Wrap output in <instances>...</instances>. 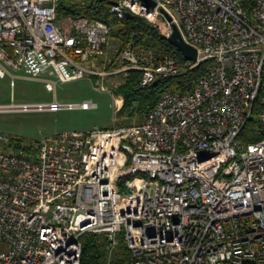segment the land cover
<instances>
[{"label":"built area","instance_id":"obj_1","mask_svg":"<svg viewBox=\"0 0 264 264\" xmlns=\"http://www.w3.org/2000/svg\"><path fill=\"white\" fill-rule=\"evenodd\" d=\"M60 1L0 0V78L23 72L56 92L103 77L97 63L113 27L86 15L62 20ZM151 1L115 0L111 12L146 19L165 39L179 29L198 58L157 62L132 45L118 71L142 72V87L207 62L208 73L191 92H165L142 123L26 148L0 131V264H82L86 234L107 236L110 257L122 236L125 264H264V0ZM257 101L262 137L245 143ZM64 108L97 104L0 105Z\"/></svg>","mask_w":264,"mask_h":264},{"label":"trees","instance_id":"obj_2","mask_svg":"<svg viewBox=\"0 0 264 264\" xmlns=\"http://www.w3.org/2000/svg\"><path fill=\"white\" fill-rule=\"evenodd\" d=\"M115 0H61L58 7V17L64 19L69 16L79 17L86 15L93 20L103 21L113 27L111 40L119 45L120 52L134 45L136 48H145L152 53L155 61L160 62L168 58H175L179 62L186 60L178 48L163 38L149 22L135 16L134 18L119 19L112 14L111 8ZM211 63H204L180 77L160 78L151 85L142 87L143 73L129 71L124 83L117 91V95L124 97V105L118 112V118L125 121L127 117L140 118L142 123L145 117L157 105L162 95L167 91L187 93L194 90L199 80L208 73ZM260 104L254 106V114L245 126L241 139L245 143H254L261 139L262 129L259 119ZM131 125L123 122L121 126ZM18 147H30L24 139L17 138ZM121 242L115 249L112 264H125L130 260V251L127 245ZM82 264H108L109 252L107 249L108 237L104 235L86 234L82 238ZM123 245V246H122Z\"/></svg>","mask_w":264,"mask_h":264},{"label":"rangeland","instance_id":"obj_3","mask_svg":"<svg viewBox=\"0 0 264 264\" xmlns=\"http://www.w3.org/2000/svg\"><path fill=\"white\" fill-rule=\"evenodd\" d=\"M120 54L119 45L112 38L108 57L101 61L100 69H98V72L103 73V77L88 75L82 80L60 83L56 92L50 90L43 81L27 78L23 72L16 74L15 79L10 76L0 78V105H8L13 102L18 105L50 104L55 99L64 105L82 104L85 101L97 104V108L93 109L64 108L58 112L0 111V131L7 133L12 138L24 139L28 144H31L43 137H51L65 132L88 131L95 127L113 128L123 122H128L131 125L137 123L140 118L137 115L134 118L127 117L125 121L120 120L116 112V105L114 106L113 96H121L117 95V91L129 73L128 71H118L121 68L117 61ZM114 58L115 61H113ZM98 83L110 89L111 92L96 91L95 85ZM119 103L123 107V96L120 97ZM122 243L126 245L124 240ZM112 257L109 256L108 264H112Z\"/></svg>","mask_w":264,"mask_h":264},{"label":"water","instance_id":"obj_4","mask_svg":"<svg viewBox=\"0 0 264 264\" xmlns=\"http://www.w3.org/2000/svg\"><path fill=\"white\" fill-rule=\"evenodd\" d=\"M145 2L151 4L154 6V2L151 0H144ZM113 4H116L115 2ZM128 18H134L135 16L131 13L127 14ZM173 46L178 48L180 52L182 53L183 57L186 61H196L198 58V50L194 48L193 46L187 44L179 31V29L176 28L175 33L172 37L167 39Z\"/></svg>","mask_w":264,"mask_h":264},{"label":"crops","instance_id":"obj_5","mask_svg":"<svg viewBox=\"0 0 264 264\" xmlns=\"http://www.w3.org/2000/svg\"><path fill=\"white\" fill-rule=\"evenodd\" d=\"M100 63H101V62H98L97 64H99V65H100Z\"/></svg>","mask_w":264,"mask_h":264}]
</instances>
